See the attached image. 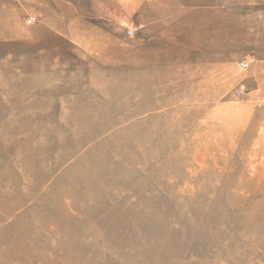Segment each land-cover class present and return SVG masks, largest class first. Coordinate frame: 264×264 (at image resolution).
I'll use <instances>...</instances> for the list:
<instances>
[{
  "label": "rangeland",
  "instance_id": "rangeland-1",
  "mask_svg": "<svg viewBox=\"0 0 264 264\" xmlns=\"http://www.w3.org/2000/svg\"><path fill=\"white\" fill-rule=\"evenodd\" d=\"M260 57L264 0H0V264H264Z\"/></svg>",
  "mask_w": 264,
  "mask_h": 264
},
{
  "label": "built area",
  "instance_id": "built-area-1",
  "mask_svg": "<svg viewBox=\"0 0 264 264\" xmlns=\"http://www.w3.org/2000/svg\"><path fill=\"white\" fill-rule=\"evenodd\" d=\"M35 21H36V18H32V19H30V20L28 21V23H29V24H32V23H34ZM133 33H134V32H133L132 30L129 31V34H130V35H133ZM242 66H243L244 69H247V68L249 67V62H244V63L242 64ZM240 94H242V92H240Z\"/></svg>",
  "mask_w": 264,
  "mask_h": 264
},
{
  "label": "crops",
  "instance_id": "crops-1",
  "mask_svg": "<svg viewBox=\"0 0 264 264\" xmlns=\"http://www.w3.org/2000/svg\"><path fill=\"white\" fill-rule=\"evenodd\" d=\"M259 62L263 64V67H264V57H260L258 58Z\"/></svg>",
  "mask_w": 264,
  "mask_h": 264
},
{
  "label": "bare ground",
  "instance_id": "bare-ground-1",
  "mask_svg": "<svg viewBox=\"0 0 264 264\" xmlns=\"http://www.w3.org/2000/svg\"><path fill=\"white\" fill-rule=\"evenodd\" d=\"M32 19V18H31ZM30 20V19H29Z\"/></svg>",
  "mask_w": 264,
  "mask_h": 264
}]
</instances>
